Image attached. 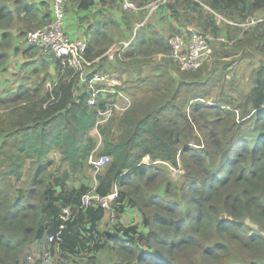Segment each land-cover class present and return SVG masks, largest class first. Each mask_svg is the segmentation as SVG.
<instances>
[{
    "label": "trees",
    "instance_id": "trees-1",
    "mask_svg": "<svg viewBox=\"0 0 264 264\" xmlns=\"http://www.w3.org/2000/svg\"><path fill=\"white\" fill-rule=\"evenodd\" d=\"M28 1L0 0V72L7 71L14 55L32 58L15 44L27 43V32L51 20V11L50 17L40 16L42 5ZM78 1L83 9L93 4ZM185 1L186 11L203 28L204 15L215 23L203 4L234 22L264 15V0ZM207 30L220 34L216 24ZM258 34L247 33L262 51L264 33ZM96 44H88L86 59L99 58V67L92 69L94 62L90 67L100 72L106 49L97 50ZM145 49L170 51L167 39L143 28L124 60ZM34 62H21V70L39 73L45 64L40 61L37 68ZM54 63L58 79L51 91L41 95V87L22 84L0 93V264H22L31 245L58 232L59 258L67 264H264L263 65L254 70L250 89L240 100L211 103L205 100L224 81V70L214 76L203 72L205 66L194 72L179 69L182 73L164 66L143 79L140 71L130 70L136 78L132 86H138L133 88L144 96L135 97L116 125L111 118L97 126V148L90 133L112 95L90 104L84 86L76 92L73 71L60 68L59 60ZM249 125L253 131H247ZM55 150L67 168L56 177L47 176L48 157ZM96 150L110 161L98 173L94 193L104 197L117 187L114 218L105 228L99 226L104 208L94 201L80 208L82 197L94 187L85 183L83 172ZM28 162L33 173L25 181ZM168 169L181 173L171 179ZM74 179L80 180L78 186ZM66 207L72 218L63 222L60 215ZM132 209L141 214V223L120 222Z\"/></svg>",
    "mask_w": 264,
    "mask_h": 264
},
{
    "label": "rangeland",
    "instance_id": "rangeland-1",
    "mask_svg": "<svg viewBox=\"0 0 264 264\" xmlns=\"http://www.w3.org/2000/svg\"><path fill=\"white\" fill-rule=\"evenodd\" d=\"M115 2H118L120 4H116L118 12H120L123 15V21L125 22V29L123 33H119V42L127 39L130 36V33H132L135 25H139L141 23H144L146 26L151 19L153 18V22H155V18L157 19L156 23L158 24V27L155 26L154 32H159L161 30L164 33V36L166 37L167 41L168 39L173 35V34H179L182 33V31H175L173 29L172 23H168L167 20V12L166 10L172 14L171 17H175V19H180L183 23V28L186 26L191 29H202V30H197L200 32H207L208 28L212 27L213 25L216 24L217 26V31L220 34H227L229 35L228 39L232 42L230 45H219V44H214L212 46V55L210 60L204 65L205 67L202 69L203 72L209 73L213 72L214 76H218L220 73V70H224L227 72V75L223 78V82L219 84L216 88H214L212 95L210 98L205 100L206 103H211L214 102V100H222V99H231L234 101L240 100V98L245 95L251 86V77L253 75L254 70L263 65L264 66V50H259L255 48L253 40H250L251 35H247V33L254 32L257 36H261L258 33H264V24L261 25L260 27L258 25L254 26V28H250L249 31L245 32L244 34L242 33V38L240 42H236L239 37V34H241V30L237 28H231L228 29L226 25L223 23V21H220L219 23L214 20L215 23L208 22V20L205 18L204 15V22L206 23V28H203L202 26L197 27L196 23L190 19L188 14L184 12L186 10V6L183 5V3H186V1L182 0H167L165 3L159 5V6H154L157 5L156 1L157 0H142V4L139 5L138 2H134L140 10L137 12L134 11H127L123 10L121 3L122 0H114ZM194 1V0H192ZM201 2L203 0H200ZM195 2V1H194ZM150 4H153V6H149ZM187 4V3H186ZM149 6V7H147ZM204 9H206L204 4L202 5ZM151 7L154 9L151 11ZM170 16V15H169ZM254 16H260V14H256ZM146 20V21H145ZM228 20V19H227ZM213 21V20H212ZM197 24L200 25V22ZM162 25V26H161ZM260 25V24H259ZM165 32H164V30ZM119 31V29H117ZM206 30V31H203ZM258 30V33H257ZM117 31V32H118ZM140 31V30H139ZM211 32V31H210ZM228 32V33H227ZM247 35V36H246ZM246 38L244 39V37ZM234 39V41L232 40ZM263 39H264V34H263ZM23 41V40H22ZM261 42V41H260ZM118 43V42H117ZM18 43L15 44V47L18 48L19 50H24L28 49L30 54L29 56L37 58L38 60L34 62L33 67H39V61H48V62H54L56 61V57L53 55L52 58L46 57L37 51H39L37 48H34L33 46L28 45L27 43L23 42L20 45H17ZM112 47V46H111ZM110 47V48H111ZM109 48V47H108ZM109 48V49H110ZM108 51V50H107ZM105 52V54L107 53ZM42 53V52H41ZM103 55L104 61L101 63V68L107 72H103V74L107 77L109 85H104L102 87H105L107 90L111 87H114L117 90H122L125 93H127L129 96L132 98V102L136 98H141L143 97V93H138L137 90L133 87H138V86H132L135 85L136 78L135 76H132V74L124 73V72H130V70L133 71H140V76L139 78L143 79L147 76H152L151 71L153 69L160 70L164 66H170L171 68L174 67L175 70H178L180 73H182L178 65L171 60L169 57V53L163 54V53H156L153 52L149 49H145L143 53L137 54V56L133 60H123V61H116V57L113 59H110L106 55ZM141 54V55H140ZM22 57L20 58L21 61L29 58H24L25 55L23 54H18L16 57ZM12 57H15L12 56ZM41 70L37 74H32L31 71H26L24 74V79L23 81L19 82L18 80H12L13 83L9 84L7 86V89H14L16 86L19 85H27V87H30L31 89H36L41 87V95L45 93V91H51L53 89L54 84L56 83L58 79V73L53 74L52 72L49 71V66L47 64L41 65ZM129 70V71H128ZM142 70V71H141ZM210 70V71H208ZM216 71L217 73H214ZM219 71V72H218ZM0 74H4V72H0ZM20 75V74H19ZM3 79V78H1ZM123 79L127 80L126 84L127 86L124 87ZM121 80V82L119 81ZM1 83V80H0ZM82 85H78V83L75 84V90L81 89ZM44 89V91H43ZM129 90V91H127ZM6 91V89H5ZM1 93L2 95L5 93ZM0 94V95H1ZM135 94V95H134ZM136 97V98H135ZM121 115H116L112 117L114 125H116L117 120L119 119ZM247 131H253V128L249 125L247 126ZM90 136L96 141L99 140V136L97 135V132L92 130L90 133ZM199 137V136H198ZM200 138V137H199ZM110 159L107 160L106 158H102L98 156V151L96 150L95 153H93V158L91 160V163L96 164L99 166V172H103L106 167L108 166ZM147 160H144L146 162ZM48 162L49 166L47 168V176H52L56 177L60 173H62L67 166L60 161V154L58 153L57 150L53 151L49 157H48ZM87 159L84 164V172L83 174L85 175V183H87L89 186L94 185L95 183V178L97 177L98 173L95 172V168ZM59 170V171H58ZM24 178L23 180L28 181L30 177L32 176L33 169L31 170V166L29 165V162L26 164L24 170ZM181 171L180 169L178 170H171L168 169V174L171 179H174L177 174H180ZM80 181V180H79ZM77 179L73 180V184H78L80 183ZM21 186H23V182L20 183ZM107 214V215H106ZM106 216L105 220L109 221L110 219V214L108 211H106ZM128 222H124L126 224H129L130 222H133V219L128 218ZM108 260V259H107ZM111 258L109 257L110 261Z\"/></svg>",
    "mask_w": 264,
    "mask_h": 264
},
{
    "label": "built area",
    "instance_id": "built-area-1",
    "mask_svg": "<svg viewBox=\"0 0 264 264\" xmlns=\"http://www.w3.org/2000/svg\"><path fill=\"white\" fill-rule=\"evenodd\" d=\"M70 0H49L51 20L50 22L34 31L27 32L25 41L35 48L44 53H52L60 62V68H70L73 71V75L77 77L79 84H84L87 87V92L91 95L90 104H93L96 98L101 97L104 99L107 94H111L112 98L108 100L104 108L98 111V120L96 123V132L99 135L97 126L104 125L112 117L116 115H122L127 112L132 106V99L129 95L121 90H117L114 87L108 90L104 85H110L107 77L98 72H92L89 70L91 62L86 59L87 42L85 40H73L64 30L65 22V5ZM167 0H157L154 6H159L165 3ZM121 6L123 10L137 12L142 7H138L131 0H122ZM149 6H153L150 4ZM147 6V7H149ZM153 6V7H154ZM151 7V11L154 9ZM219 23H223L231 28L240 29L242 32L256 26L264 24V15L249 16L246 19L238 22L229 21L221 17L218 13L212 11L208 7H205ZM140 25L134 28L131 36L128 39L121 41L114 47H112L106 55L109 57H117L123 59L124 53L133 45L135 36ZM231 41L223 34H214L212 31L200 32L196 29L186 27L182 33L173 34L168 39L170 47L169 57L173 60L182 72H194L203 67L211 58L212 46L215 43L227 44ZM100 139V135H99ZM101 141L99 140L98 145ZM93 156H90L89 161L91 163ZM92 164V163H91ZM95 168V174L99 172V166L92 164ZM97 181L93 189L86 193L81 200L80 208L87 207L91 202H95L100 205L106 211L109 212L110 218H114L113 203L117 197V187L113 188V192L107 196L100 197L94 193ZM72 218V212L70 208H63L60 219L63 222H67ZM64 225L60 226L63 229ZM59 232L55 236L48 237L49 246L45 249L42 256L39 259H33L27 257L22 264H67L60 261L59 258Z\"/></svg>",
    "mask_w": 264,
    "mask_h": 264
},
{
    "label": "crops",
    "instance_id": "crops-1",
    "mask_svg": "<svg viewBox=\"0 0 264 264\" xmlns=\"http://www.w3.org/2000/svg\"><path fill=\"white\" fill-rule=\"evenodd\" d=\"M116 4H120V3L115 2L114 0H93V4L91 6H89L87 9H83V8L79 7V1L78 0L68 1L67 4L65 5L64 30H65L66 34L73 40H85L88 44H91V43L93 44V43L97 42V44H96L97 50L98 49H106V51L109 50V48L111 46L114 47L115 45H117L118 43L121 42V41L119 42V33H123V31L125 29V22L123 21L124 17L120 12H118ZM28 5H35V6L42 5L40 16L46 15L47 17H50V2H49V0H29ZM166 12H167L166 18L168 20V23H172L173 29L175 31L182 30V28H183L182 21L179 18L175 19V17H171L172 14L169 12V10L168 11L166 10ZM184 12H186L188 14V16L190 17V19L192 21H194V23L197 24L196 18L193 17L192 13H190L189 11H186V10ZM155 20L157 21L156 18H155ZM156 21L153 22V18H152L151 21L147 22L148 24L146 26L144 25V23L139 24L140 27L138 28L137 33L139 32V30H141L143 28H145V29L149 28L152 30V28L154 29L155 26L158 27V24L156 23ZM197 25H199V24H197ZM137 26L138 25H135V27H137ZM199 26H201V24ZM117 29H119V31ZM97 30L99 31V33L95 35ZM133 31H134V29H133ZM159 31H160V33L159 32L158 33L161 35V37H164L166 39V37L164 36V33L161 30H159ZM164 32H165V30H164ZM131 34L132 33H130V36H131ZM241 36L242 35L239 34L238 38H240ZM99 38H100L99 43H98V40L94 42V39H99ZM238 38H236V39H238ZM232 40L234 41V39H232ZM20 43H21V41H20ZM230 44H228V45H230ZM26 50L29 51L28 49H26ZM37 52L46 56V57H50V58H52L51 55H53L50 52H48V53H44V52L41 53V51H37ZM29 54H30V52L28 53V57H29ZM20 58H22V57H20V56L19 57H16V56L10 57L9 65L7 66V71L4 72V74H2V75L0 74V80H1L0 92L1 93L3 91H5V89H7V86L9 84H12L14 80H18L19 82H21L25 78L24 77L25 71L21 70L20 63L27 60V59L21 61ZM24 58H26V56ZM28 60L29 61L30 60L37 61L38 59L35 58V56H34L32 58H29ZM99 60H100L99 58H96L93 61L94 65L92 66V69H94V68L97 69L99 67ZM16 62H17V64H16ZM54 62H48V61L44 62V64H47L49 66V71L52 72V76H53V74L58 73V70L56 69ZM89 69L92 70L91 67H89ZM103 72H107V71H105L103 69L100 70V73H103ZM124 73H128L131 75V73H129V72H124ZM1 78H3V79H1ZM119 81L121 82V80H119ZM124 81H126V79L125 80L123 79V82ZM17 86H19V84ZM106 159L109 160V158H106ZM128 218L133 219L132 223H134V224H140L141 220H142L141 214L135 209L129 210L128 212L121 215L120 222H122V223L126 222V221H128L127 220ZM99 226L100 227L104 226V228L108 227L109 226L108 220L106 221L105 217H104V219L101 221ZM48 246H49V243L45 239L42 241H37L28 248V250L26 251L25 257H32L33 259H39ZM80 261L81 260H79V262ZM85 262L86 261H82L83 264H85Z\"/></svg>",
    "mask_w": 264,
    "mask_h": 264
},
{
    "label": "clouds",
    "instance_id": "clouds-1",
    "mask_svg": "<svg viewBox=\"0 0 264 264\" xmlns=\"http://www.w3.org/2000/svg\"><path fill=\"white\" fill-rule=\"evenodd\" d=\"M87 45H88V43H87ZM88 48V47H87ZM39 50V49H38ZM110 50V49H109ZM129 50V49H128ZM127 50V51H128ZM40 51V50H39ZM126 51V52H127ZM108 52V51H107ZM125 52V53H126ZM124 53V54H125ZM106 55V54H105ZM107 57H109L108 55H106ZM116 57V56H115ZM110 59H113L114 57H109ZM117 58V57H116ZM57 59V58H56ZM118 59V58H117ZM118 60H121V59H118ZM122 60H124V55H123V59ZM91 64H92V62H91ZM91 66V65H90ZM90 70V69H89ZM92 72H95V71H93V70H91ZM98 73H100V72H98ZM103 74V73H102ZM78 81V80H77ZM57 82V81H56ZM78 83V85H82V86H84L85 88H86V90H87V87H86V85H84V84H79V82H77ZM122 91V90H121ZM124 92V91H123ZM125 93V92H124ZM127 94V93H126ZM107 95H111V94H107ZM128 95V94H127ZM90 97H91V95H90ZM131 97V96H130ZM99 98H101V97H99ZM132 99V98H131ZM132 104H133V102H132ZM131 108V107H130ZM123 115V114H122ZM98 120V119H97ZM97 123V122H96ZM106 124V123H105ZM93 130H95V129H93ZM99 136V135H98ZM100 141H101V137H100V139H99ZM99 140L97 141V148L98 147H100V145H101V143H100V145H98V142H99ZM90 156H93V153L90 155ZM90 156H89V158H90ZM88 158V159H89Z\"/></svg>",
    "mask_w": 264,
    "mask_h": 264
}]
</instances>
